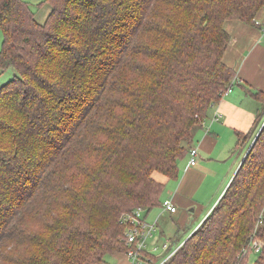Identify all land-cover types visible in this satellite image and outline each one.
I'll list each match as a JSON object with an SVG mask.
<instances>
[{
	"label": "trees",
	"instance_id": "trees-1",
	"mask_svg": "<svg viewBox=\"0 0 264 264\" xmlns=\"http://www.w3.org/2000/svg\"><path fill=\"white\" fill-rule=\"evenodd\" d=\"M45 2L40 23L25 0H0V72L15 71L0 86V264H109L130 247L122 216L161 206L155 173L179 177L237 82L225 23L263 25L264 0ZM246 87L255 110L235 131L241 161L162 264H244L252 238V264H264V91Z\"/></svg>",
	"mask_w": 264,
	"mask_h": 264
},
{
	"label": "crops",
	"instance_id": "crops-1",
	"mask_svg": "<svg viewBox=\"0 0 264 264\" xmlns=\"http://www.w3.org/2000/svg\"><path fill=\"white\" fill-rule=\"evenodd\" d=\"M256 19L264 26V8ZM225 28L230 34V41L223 59L227 65L234 68L237 82L233 84L231 91L223 95L212 107L203 126L196 132L193 145L198 148L196 163L189 166L188 156L179 162V177L174 180L175 185L170 187L168 195L162 199H170L176 206V212L180 208L192 211L190 206H203L197 198V193L204 179L213 175V172L217 173L214 163L230 151L233 157L223 171L225 178L222 183L231 179L243 155L242 152L235 151V131L248 132L254 120L255 101L246 94V85L264 91V31L260 26L238 20L227 21ZM235 86L238 87L239 93L230 95ZM216 113L219 114L217 120L213 119ZM207 121L210 125L205 126ZM221 193L214 195L211 205L209 200L207 205L210 206L204 215L211 210ZM119 254L116 253L115 256L120 260Z\"/></svg>",
	"mask_w": 264,
	"mask_h": 264
},
{
	"label": "rangeland",
	"instance_id": "rangeland-1",
	"mask_svg": "<svg viewBox=\"0 0 264 264\" xmlns=\"http://www.w3.org/2000/svg\"><path fill=\"white\" fill-rule=\"evenodd\" d=\"M25 1L29 3V7L31 8V10H33L35 14V18L40 23L44 22L48 13L50 12L51 5L46 2L43 3L45 0H25ZM2 40H3V35H2V31L0 30V50L2 47ZM14 74H15V71H14V68L12 67L7 69L4 72H0V86L4 84L7 80L11 79L14 76ZM233 88L234 90H232L230 95L239 93V89L237 86ZM206 123L207 124L205 126H208V124L210 125L209 121H207ZM230 154H231V151L229 154L226 153L224 157H220L219 161L214 163V169L217 171V173L213 172L212 173L213 175L207 176L204 179L203 184L197 193V198L201 200V202L203 203L201 204L203 206L199 205L197 207L195 206H190V208L188 207L189 209L193 208L192 211L191 210L189 211L185 208H180L178 212L175 211L176 213L175 212L169 213L165 211L161 206H156L147 213L145 211H140L139 218L141 220L147 222L148 224H154L153 225L154 230L152 232V235H150L146 239V246L144 248L146 251H150L154 256H156L157 260L153 264L159 263V261H161L166 256V251L162 249V243L168 242L169 244H171V241L174 237H179L182 240L184 239V237L187 238L191 234L192 231L188 233L187 235H186V231L188 232V229L190 227L196 228V225L198 226L200 224L198 222L204 219L205 211L211 205V202L213 201L215 197L214 195L217 192L219 193L222 192L221 195L223 194L224 189L229 182V181H226L225 183H222V179L225 178L223 171L225 170V167H227L226 165L230 162L231 160L230 158L233 157V155L232 154L230 155ZM155 177L158 180L165 183V188L161 195V199H163L165 196L168 195V191L170 187H173L175 185V181L168 180L166 177H164L160 173H155ZM209 200H210V205H207ZM174 246L175 245H172V247ZM154 247H156L155 250H153ZM257 254L258 253H256L254 250L251 251L248 254V258L244 264H252V260L257 256ZM115 255L116 253L106 256V260L108 261L109 264H131L132 263L130 258H128L126 254L124 253L119 254L120 260ZM136 264H147V263L145 261H141Z\"/></svg>",
	"mask_w": 264,
	"mask_h": 264
},
{
	"label": "built area",
	"instance_id": "built-area-1",
	"mask_svg": "<svg viewBox=\"0 0 264 264\" xmlns=\"http://www.w3.org/2000/svg\"><path fill=\"white\" fill-rule=\"evenodd\" d=\"M256 24H260V21L257 19L255 20ZM261 29L264 31V26H260ZM232 85H228L223 90V95L228 94L231 91ZM219 118V114L216 113L213 117V119L217 120ZM198 155V148L193 146L190 149L189 152V158H188V165L192 166L196 163V157ZM161 207L167 211V212H175L176 206L173 204V202L170 199H164L162 200ZM140 211H143L141 207H137L132 210V212L126 213L122 216V222L127 225L126 232H125V241L130 246L129 249L126 252V255L130 260L132 261L131 264H136L141 261H145L147 264H151V258L149 255L152 253L150 251H146L144 248L146 246V239L152 235V232L154 230V224H148L147 222L141 220L139 218ZM262 241L259 238H252L249 241L248 246L244 249L243 255H246L247 251L249 249H253L254 251L261 250ZM169 247L168 242L162 243V249L167 252V249ZM178 246H176L171 252H169L159 263L162 264L163 261H165L176 249ZM156 247H154L153 250H155ZM153 255V254H152ZM237 264V263H236Z\"/></svg>",
	"mask_w": 264,
	"mask_h": 264
}]
</instances>
